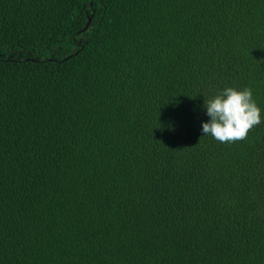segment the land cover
<instances>
[{
    "label": "trees",
    "instance_id": "1",
    "mask_svg": "<svg viewBox=\"0 0 264 264\" xmlns=\"http://www.w3.org/2000/svg\"><path fill=\"white\" fill-rule=\"evenodd\" d=\"M0 264H264V0H0Z\"/></svg>",
    "mask_w": 264,
    "mask_h": 264
},
{
    "label": "clouds",
    "instance_id": "2",
    "mask_svg": "<svg viewBox=\"0 0 264 264\" xmlns=\"http://www.w3.org/2000/svg\"><path fill=\"white\" fill-rule=\"evenodd\" d=\"M203 98L202 108L208 119L201 121L202 136L221 143L239 141L261 122V109L248 87H224Z\"/></svg>",
    "mask_w": 264,
    "mask_h": 264
},
{
    "label": "water",
    "instance_id": "3",
    "mask_svg": "<svg viewBox=\"0 0 264 264\" xmlns=\"http://www.w3.org/2000/svg\"><path fill=\"white\" fill-rule=\"evenodd\" d=\"M90 18H91V16H89V17H88V19H87V23H86V25H85L84 29L87 27V24H88V23H89V21L91 20Z\"/></svg>",
    "mask_w": 264,
    "mask_h": 264
}]
</instances>
